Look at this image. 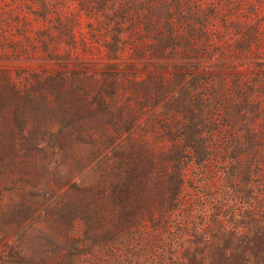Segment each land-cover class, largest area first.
Returning <instances> with one entry per match:
<instances>
[{"label": "trees", "instance_id": "1", "mask_svg": "<svg viewBox=\"0 0 264 264\" xmlns=\"http://www.w3.org/2000/svg\"><path fill=\"white\" fill-rule=\"evenodd\" d=\"M215 11L201 0H0V60L43 61L0 67V180L45 207L70 264L123 258L135 241L160 244L167 264L197 254L199 264H264V63L249 57L264 33ZM214 19L221 28H209ZM233 31L231 55L258 73L179 60L208 55ZM191 169L199 190L187 210ZM216 184L210 201L225 222L211 217L210 255L185 236L202 229Z\"/></svg>", "mask_w": 264, "mask_h": 264}, {"label": "rangeland", "instance_id": "2", "mask_svg": "<svg viewBox=\"0 0 264 264\" xmlns=\"http://www.w3.org/2000/svg\"><path fill=\"white\" fill-rule=\"evenodd\" d=\"M12 0H1L2 3L9 4ZM204 3V8L216 7L215 13H219V17L222 16L231 17L230 19L233 24H239L240 28H245L247 25L253 27H258L264 33V7H261V2L263 0H231L234 3L233 6L226 5L225 0H201ZM248 4H253L258 9L251 15L246 9ZM240 6V9L233 10L234 7ZM231 8V9H230ZM251 15V16H250ZM209 28L214 30L215 28H221V23L218 20H212ZM233 31V35L230 34L226 39L216 40L215 46L217 48L211 49L210 53L198 54L197 57H190L191 59H179L180 61H191V62H201L205 66L214 65L215 70L222 74H234V72L239 71L244 74L258 73L259 71L255 68L254 70H249L246 65L240 67L237 62L247 63L249 59L244 58L243 55L235 57L231 55L230 50L235 45L234 38L236 36L240 37L241 33L236 34ZM259 55L249 56L253 62L264 63V49L259 50ZM95 60V59H89ZM138 61H145L144 58H140ZM43 61L38 58L26 59L24 57L19 59L8 58L0 60V67L4 69H9L14 73L21 69H37L39 70L40 65ZM238 65V66H237ZM236 69H234V68ZM264 123V119H262ZM79 180V179H78ZM85 179V181H87ZM194 170H189L186 176L185 188L182 193L184 200V208H192V204L196 200L195 192H197V183ZM217 184L212 187L210 191H207L204 195L202 201L204 202L205 212L207 218L202 216L198 221L202 225H197V227L202 226L200 231L193 234L188 229V241H195V247L197 250H202L206 254L210 253L211 248L208 247L207 243L210 244L213 236H216V229L213 223L210 222L213 215H217L219 219L225 222L224 217H222V211L218 210L217 206L211 203L212 198L217 196L215 189ZM207 199V201L205 200ZM22 202H26V205L20 209L19 205ZM225 204V201H223ZM39 207V211L32 215V210L28 206ZM45 207L40 206V204H35V200L32 196H25L22 200L19 196L13 193L8 186L5 185V181L0 180V264H70L71 259L68 257L71 251L65 250L63 247L62 238H59L60 242L56 239H51L49 227H48V215L44 212ZM183 214L185 211L177 212V220L183 222ZM40 215V217H37ZM215 215V216H216ZM209 218V219H208ZM192 220V219H191ZM206 225H203V223ZM225 225V224H224ZM180 225L177 222L173 223V228H171L165 235L171 237L173 234H178ZM207 241V243H206ZM134 249L127 256L121 258H113L111 261L106 258L98 257L96 260L89 261L87 264H104L110 262V264H167L168 255L162 251V246L160 244L154 245L150 250H146L143 247H139V244L135 241L133 242ZM214 244V243H213ZM218 245V244H217ZM221 244H219L220 246ZM62 250V252H61ZM195 251H193V256ZM216 254L218 251L215 252ZM67 256V257H66ZM193 258V257H192ZM204 260V257L197 254L195 258V264H199L200 261ZM174 264H182L181 259L176 261Z\"/></svg>", "mask_w": 264, "mask_h": 264}]
</instances>
